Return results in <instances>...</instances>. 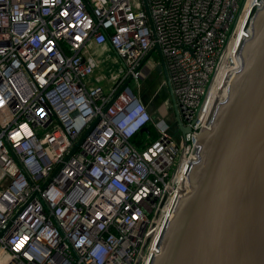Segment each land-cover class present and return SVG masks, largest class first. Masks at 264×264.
Here are the masks:
<instances>
[{"label": "built area", "instance_id": "1", "mask_svg": "<svg viewBox=\"0 0 264 264\" xmlns=\"http://www.w3.org/2000/svg\"><path fill=\"white\" fill-rule=\"evenodd\" d=\"M263 7L0 0V264H152ZM156 43L181 144L125 87L161 66L155 52L141 67ZM92 46L121 68L98 79Z\"/></svg>", "mask_w": 264, "mask_h": 264}, {"label": "water", "instance_id": "2", "mask_svg": "<svg viewBox=\"0 0 264 264\" xmlns=\"http://www.w3.org/2000/svg\"><path fill=\"white\" fill-rule=\"evenodd\" d=\"M252 31L228 99L217 109L212 129L199 137L200 157L188 191L152 264H264V7ZM155 52L185 134L190 129L183 126L157 43L141 67Z\"/></svg>", "mask_w": 264, "mask_h": 264}, {"label": "rangeland", "instance_id": "3", "mask_svg": "<svg viewBox=\"0 0 264 264\" xmlns=\"http://www.w3.org/2000/svg\"><path fill=\"white\" fill-rule=\"evenodd\" d=\"M91 53L97 57L101 56L100 69L96 72V77L98 79L107 78L121 68L120 64L116 63L117 58L114 52L110 53L108 49L98 51L96 46H92ZM108 55L111 56L109 60ZM148 67L149 68L146 69L145 76L140 78V83L138 84L135 80H132L130 82V87L137 95H143L144 98H147L149 101V108H151V110L153 109L158 111L157 120H162V122H158L168 125L169 136L177 143L181 144L183 143V135L176 122L172 100L168 91L163 68L160 65L151 64H149ZM103 85H105V87H109L110 84L106 86V84L103 83ZM140 141L147 143V135L143 134L138 136L134 140V143L137 144Z\"/></svg>", "mask_w": 264, "mask_h": 264}, {"label": "crops", "instance_id": "4", "mask_svg": "<svg viewBox=\"0 0 264 264\" xmlns=\"http://www.w3.org/2000/svg\"><path fill=\"white\" fill-rule=\"evenodd\" d=\"M151 59H152V58H151ZM149 60H150V59H149ZM150 62H152V60H151ZM148 64H149V63H148ZM148 64H147V65H148ZM147 65H146L145 67H147ZM148 68H149V67H148ZM148 68H147V69H148ZM140 98H141V100L143 101V103H145V104L147 105L149 111H150L151 114L153 115L154 121L157 122V123H159L158 121H160V120H157L158 111H157V110L155 111V110H153V109L151 110V108H149V103H148L149 101L147 100V98H144L143 95H140ZM154 116H155L156 118H155ZM160 122H162V120H161Z\"/></svg>", "mask_w": 264, "mask_h": 264}, {"label": "trees", "instance_id": "5", "mask_svg": "<svg viewBox=\"0 0 264 264\" xmlns=\"http://www.w3.org/2000/svg\"><path fill=\"white\" fill-rule=\"evenodd\" d=\"M141 135H143V134H141ZM141 135H139V136H141Z\"/></svg>", "mask_w": 264, "mask_h": 264}]
</instances>
